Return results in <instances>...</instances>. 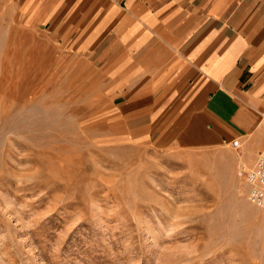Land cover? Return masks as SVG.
<instances>
[{"label": "rangeland", "instance_id": "374dc122", "mask_svg": "<svg viewBox=\"0 0 264 264\" xmlns=\"http://www.w3.org/2000/svg\"><path fill=\"white\" fill-rule=\"evenodd\" d=\"M25 3L0 0V264H264L242 148L115 135Z\"/></svg>", "mask_w": 264, "mask_h": 264}, {"label": "crops", "instance_id": "0c3cea01", "mask_svg": "<svg viewBox=\"0 0 264 264\" xmlns=\"http://www.w3.org/2000/svg\"><path fill=\"white\" fill-rule=\"evenodd\" d=\"M23 11L72 56L74 81L101 88L115 135L197 128L194 142L239 141L254 167L264 149V0H26Z\"/></svg>", "mask_w": 264, "mask_h": 264}, {"label": "built area", "instance_id": "2783aa9c", "mask_svg": "<svg viewBox=\"0 0 264 264\" xmlns=\"http://www.w3.org/2000/svg\"><path fill=\"white\" fill-rule=\"evenodd\" d=\"M227 144L234 149L241 148L239 141H232ZM245 181L248 186L247 197L249 202L264 211V149L258 155L254 167L246 173Z\"/></svg>", "mask_w": 264, "mask_h": 264}]
</instances>
